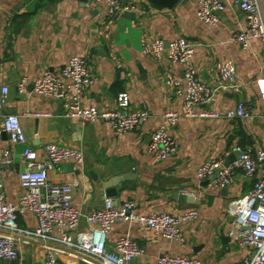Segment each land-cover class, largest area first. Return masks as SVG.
I'll return each instance as SVG.
<instances>
[{
    "label": "crops",
    "instance_id": "0c3cea01",
    "mask_svg": "<svg viewBox=\"0 0 264 264\" xmlns=\"http://www.w3.org/2000/svg\"><path fill=\"white\" fill-rule=\"evenodd\" d=\"M125 1L136 6L134 17L124 13L109 16L106 5L94 0H0V90L10 88L0 125L6 114L20 116L30 146L40 154L49 143L84 152L83 166L67 162L50 172V179L57 183L73 177L80 181L74 204L84 214L103 207L106 199L117 204L133 201L137 213L144 215L167 212L180 216L191 209L199 211L197 220L182 224L184 245L136 223L114 225L108 236L110 257H116L117 239L128 234L142 250L135 264H156L164 253L195 256L203 264H241L251 249L239 246L230 236L228 206L246 194L261 174L249 177L240 170L224 191L213 187L211 180L199 179L197 170L208 160L235 161L239 148L251 153L264 149L262 42L253 38L243 48L232 41L247 25L234 0H222L226 8L216 25L200 21L191 0H181L169 9L156 8L146 0ZM258 2L264 18V0ZM158 38L166 42L185 38L193 44L198 77L214 90L210 103L197 110L204 107L225 113L243 102L250 112L246 118L235 119L182 116L171 129L178 151L163 162L155 159L149 144L166 112L185 111L182 97L166 82L168 74L182 79L184 71L170 61L167 52L159 59L143 53V44ZM72 55L86 57L95 78L85 94V104L114 110L118 94L128 91L132 108L147 109L149 117L133 131L116 135L101 120L83 124L66 119L62 101L32 92L33 80L47 70L59 72ZM226 61L236 65V80L231 85L222 83L216 70L218 62ZM22 78L28 80L24 93L17 87ZM0 147L13 150L3 168L5 193L18 204L23 193L19 183L23 146H12L4 133ZM109 188L116 194L107 196ZM18 221L25 229L38 225L33 213L20 214ZM84 226L86 220L82 219ZM47 255L41 244L22 246L19 259L12 264H44ZM59 259L86 264L63 255ZM0 264L5 262L0 259Z\"/></svg>",
    "mask_w": 264,
    "mask_h": 264
},
{
    "label": "built area",
    "instance_id": "2783aa9c",
    "mask_svg": "<svg viewBox=\"0 0 264 264\" xmlns=\"http://www.w3.org/2000/svg\"><path fill=\"white\" fill-rule=\"evenodd\" d=\"M106 5L109 16L133 12L136 6L125 0H94ZM196 4V14L207 25L220 22V14L226 5L222 0H191ZM245 14L247 25L244 30L236 32L232 41L243 48L250 45L253 38L261 40L263 45L264 67V18L258 0H234ZM143 53L148 57L161 58L167 52L170 61L183 67V78L171 74L166 82L176 88L182 97L185 111L180 114L168 111L163 116L161 125L152 135L149 151L158 162H163L178 151V142L171 129L178 125L180 118H246L250 115L249 107L241 102L225 113L210 111L197 106H207L213 97L210 84L198 77L193 62L194 46L185 38L170 42L158 38L145 42ZM220 81L231 85L236 80L237 70L233 61L216 64ZM94 75L86 57L70 56L68 62L59 71H45L33 80L32 92L48 99L64 103V117L68 120H80L88 124L97 120L108 124L116 135L133 131L142 121L149 117L145 108H132L130 92L122 91L116 100V109L101 110L84 102L86 92L94 84ZM27 78L18 83V91L24 93ZM260 92L264 99V80H260ZM9 86L0 90V113L9 98ZM7 133L12 146L22 145L21 160L24 169L20 172L19 183L23 193L18 204L7 199L5 193L4 165L12 158V148L0 147V259L5 264H12L20 257L22 246L32 247L41 244L48 251L44 264H68L60 261V256L76 258L86 264H135L142 250L130 235L120 236L115 243L116 257L108 255V236L113 226L118 223H136L146 230H152L164 237L186 243L182 224L198 219L199 211L191 209L180 216L167 212H154L149 215L139 214L133 201L120 204L106 199L105 205L84 214L75 204L74 195L80 188V181L73 177L71 181L57 183L50 179L51 170L67 162L83 166L86 162L81 149L49 143L40 152L30 146L20 116L6 114L0 125V138ZM240 156L226 166L224 160H208L199 166L197 175L201 180H211L213 187L224 189L231 186L238 171L246 176L261 178L244 195L233 199L228 206V215L232 218L230 236L242 247L251 249L241 264H264V149L255 153L238 149ZM33 213L38 225L33 229L22 228L19 215ZM82 219L86 226L81 227ZM156 264H203L195 256L173 255L164 253Z\"/></svg>",
    "mask_w": 264,
    "mask_h": 264
},
{
    "label": "water",
    "instance_id": "95a60500",
    "mask_svg": "<svg viewBox=\"0 0 264 264\" xmlns=\"http://www.w3.org/2000/svg\"><path fill=\"white\" fill-rule=\"evenodd\" d=\"M148 3L153 5L156 8L159 9H169L175 7L181 0H146ZM124 15L126 16H135L134 12H125ZM236 157L235 160L240 156V152L235 153ZM234 161V160H233ZM230 158L225 163L226 166L230 165L233 162ZM72 165V164H71ZM224 191H226V188H224ZM116 194V191L114 188H109L107 190V196H111Z\"/></svg>",
    "mask_w": 264,
    "mask_h": 264
}]
</instances>
